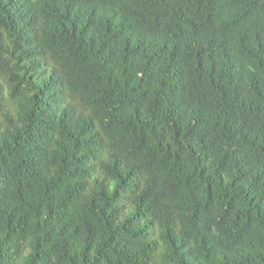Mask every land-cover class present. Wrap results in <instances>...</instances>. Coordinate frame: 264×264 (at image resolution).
Masks as SVG:
<instances>
[{"label":"trees","instance_id":"obj_1","mask_svg":"<svg viewBox=\"0 0 264 264\" xmlns=\"http://www.w3.org/2000/svg\"><path fill=\"white\" fill-rule=\"evenodd\" d=\"M0 264H264V0H0Z\"/></svg>","mask_w":264,"mask_h":264}]
</instances>
